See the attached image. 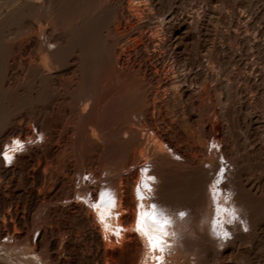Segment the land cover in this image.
<instances>
[{
	"label": "bare ground",
	"instance_id": "1",
	"mask_svg": "<svg viewBox=\"0 0 264 264\" xmlns=\"http://www.w3.org/2000/svg\"><path fill=\"white\" fill-rule=\"evenodd\" d=\"M11 1L0 264H77L70 248L87 234L99 256L85 264H138L143 212L169 219L172 264H264V0ZM220 156L232 168L215 187H234L248 220L223 249L208 235Z\"/></svg>",
	"mask_w": 264,
	"mask_h": 264
},
{
	"label": "clouds",
	"instance_id": "2",
	"mask_svg": "<svg viewBox=\"0 0 264 264\" xmlns=\"http://www.w3.org/2000/svg\"><path fill=\"white\" fill-rule=\"evenodd\" d=\"M49 48L54 47L53 44L48 45ZM210 149L220 151V145L215 141H209ZM12 157L6 159V165L12 162ZM220 167L216 172V176L211 181V185L217 195L213 198L214 210L212 218L209 221L208 235L210 238L217 241V247L223 249L226 241L230 240L233 236V231L237 225L244 232L248 231V220L245 209L242 205H239L236 200V191L234 187L228 185L227 187H215L216 185H223L226 181L225 173L229 172L232 165L226 160L225 157H219ZM208 167V165H205ZM223 201L221 204L220 201ZM182 214V215H181ZM188 214L187 210H179L178 215L183 217ZM151 219L154 225L153 229L146 227V220ZM169 223V219L158 220L155 213L143 212L136 220V230L143 233V236L147 239V251L141 255L138 260V264H172L170 257L175 254V248L172 247L173 241H165L164 237L169 233L164 231L165 226ZM167 244V247H165ZM158 251V256H149L150 252ZM145 257H148L147 259ZM23 259H28L25 255ZM32 259L37 260V264H42L38 259V254H33ZM191 264H195L194 260Z\"/></svg>",
	"mask_w": 264,
	"mask_h": 264
},
{
	"label": "rangeland",
	"instance_id": "3",
	"mask_svg": "<svg viewBox=\"0 0 264 264\" xmlns=\"http://www.w3.org/2000/svg\"><path fill=\"white\" fill-rule=\"evenodd\" d=\"M6 1H7V3H6ZM188 1H189V0H188ZM188 1L186 0L185 3H184V6H185L186 9L189 7V6L186 7V6H187L186 3H188ZM198 1H201V0H198ZM0 2H1V3H0L1 6H2V5L5 6V5H7L8 3H9L8 5H11V2H12V1H11V0H0ZM2 2H3V3H2ZM239 2H240L239 0H238V2H237V0H236L237 5H239ZM214 3L216 4V2H214ZM217 3H218V2H217ZM8 5L5 6V8H4V6H2V7L0 6V8H2V9H0V11L3 10V9H4V10H5V9L8 10V8H9ZM218 5H219V3H218ZM10 8H11V6H10ZM10 8H9V9H10ZM228 8H229V9H228ZM228 8L226 7V10L224 9L223 12H225V11H227V10L230 11V10L232 9V8H230L229 6H228ZM108 14H109V12H108ZM28 17H29V16L25 17V19L23 18V21H25V20H26V21L30 20V17H29V18H28ZM26 21H25V22H26ZM92 24H93V22H88V23L86 24V27H87L88 25H89L88 27H92V26L94 25V24H93V25H92ZM15 25H16V26H15ZM13 26H14V27H13ZM12 27H13L12 30L15 31V30H16V27H17V24L12 25ZM14 29H15V30H14ZM91 33L94 34L92 31H91ZM186 41H187V43H186ZM186 41H184V42L181 44V49H185V50H186V49L188 48L189 51L194 50V49H195V47H194L195 45L192 44L191 41H190L189 39H188V40L186 39ZM189 44H192L193 46H191V45H189ZM182 45H183V46L185 45L186 48H184ZM193 47H194V48H193ZM0 203H1V201H0ZM61 220L66 221V223H70V224H72V222H73L71 219H68V218H66V217H62ZM89 235H90V234H89ZM89 235L87 234L86 236H83L82 238H77L79 241L76 239L77 242L74 244V246H72V247L70 248L71 256H72V258H74L73 261L76 262L77 264H78V263H84V264H85V263L87 262V261L85 262V260H86L87 257H91V256H92V257L94 258V260H95V259H97L98 256H99V251L95 250V249H96V246H95V245H97L96 240H95V237L92 236V235H90V237H89ZM83 240H84V242L82 243ZM85 241H86V242H85ZM89 242H90V243H89ZM78 243H80V244H78ZM94 243H95V244H94ZM84 244H85L86 246H85ZM93 244H94V245H93ZM22 245H23V244H21L20 246L22 247ZM88 245H90V246L88 247ZM0 246H2V247H0V252H1V253H6L5 248H4V246H3L1 243H0ZM78 246H80V248H78ZM82 246H83V247H82ZM84 246H85L86 248H85ZM94 246H95V247H94ZM90 247H91V248H90ZM92 247H93V248H92ZM75 248H78L79 250H78V249H75ZM82 248H84V250H85V249H86V250L83 251ZM89 248H90V249H89ZM94 248H95V249H94ZM80 249H81V250H80ZM87 250H88V252H89V250H90L91 253H88ZM71 251H73V252H71ZM78 251H79V252H78ZM81 252H87V253H82V255H83V256H82V255H81ZM93 252H94V253H93ZM97 252H98V253H97ZM15 254H16V252H12L11 256H12V258L14 259V262H17V261L19 262V258H21L22 256L20 257L18 254H16V255H15ZM78 254H79V255H78ZM96 254H98V255L95 256ZM73 255H75V257H74ZM78 256H79V257H78ZM80 256H81V257H80ZM94 256H95V257H94ZM16 257H17V258H16ZM18 257H19V258H18ZM84 257H85V258H84ZM76 258H77V259H76ZM78 258L81 259V261H80ZM82 258H83L84 260H82ZM15 260H17V261H15ZM171 262H173V260H171Z\"/></svg>",
	"mask_w": 264,
	"mask_h": 264
},
{
	"label": "snow or ice",
	"instance_id": "4",
	"mask_svg": "<svg viewBox=\"0 0 264 264\" xmlns=\"http://www.w3.org/2000/svg\"><path fill=\"white\" fill-rule=\"evenodd\" d=\"M18 143V142H17ZM6 155V158H9V157H7V154H5ZM149 179H152L151 177H149ZM144 187L145 188H148L149 187V185L147 184V183H145V185H144ZM182 215V214H181Z\"/></svg>",
	"mask_w": 264,
	"mask_h": 264
}]
</instances>
